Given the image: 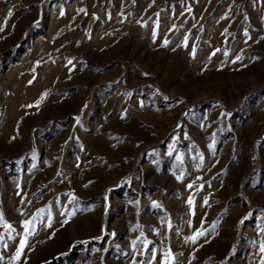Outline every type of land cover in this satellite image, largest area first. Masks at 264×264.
Returning <instances> with one entry per match:
<instances>
[{"label":"rangeland","instance_id":"374dc122","mask_svg":"<svg viewBox=\"0 0 264 264\" xmlns=\"http://www.w3.org/2000/svg\"><path fill=\"white\" fill-rule=\"evenodd\" d=\"M0 29V264L33 216L20 264H260L264 0H0Z\"/></svg>","mask_w":264,"mask_h":264},{"label":"snow or ice","instance_id":"6c2138e0","mask_svg":"<svg viewBox=\"0 0 264 264\" xmlns=\"http://www.w3.org/2000/svg\"><path fill=\"white\" fill-rule=\"evenodd\" d=\"M9 15H11V13H9ZM2 30V29H0ZM156 33H153V36L155 37ZM169 43V41L165 40L164 41V45L166 46ZM187 46V37H185V47ZM216 51H219V49H217ZM227 54V53H226ZM192 55H195V49H193ZM213 55H215V52L213 53ZM237 60H240L241 57H237ZM236 61H233V63H235ZM47 96V93H44L41 97V100H43L45 97ZM37 107L39 106V102L36 105ZM79 166V165H78ZM178 180H181L182 177L177 176ZM189 188H192L193 185H188ZM201 188L203 187V185L200 186ZM73 199H76L75 197H73ZM189 205H193V201L191 199H189L188 201ZM205 204H207V201L205 200ZM155 207H160L159 204H156ZM44 211V209H41L40 212L42 213ZM21 215H23V213H21ZM75 215V210L73 209L70 213H68V218L65 219V221H63L64 224L68 223L69 220L71 219V216ZM194 215V212H193ZM245 219H247V217H245ZM38 220L37 216H33L31 219L28 220H24L22 227H23V234L21 239L19 240L18 243V247L16 249L15 255L13 257L10 258V260L8 261V264H20V261L24 255V249L26 247H29V239L31 237H34L36 235V222ZM41 224L44 223V221H39ZM243 221H241L242 223ZM0 226H3L8 232L9 234L13 231H15V229H13V226L4 219L3 216V212H0ZM47 227H51V222H48L46 224ZM169 227H171L169 225ZM262 231H264V229H262ZM208 234L207 230H197L193 233L192 236L190 237H186V241H190L192 244H196L198 242V240L202 237H206ZM19 235V233H18ZM0 243H3L4 247H7V244L4 243V237L2 235H0ZM133 245H135V242H133ZM259 252L261 254V260H260V264H264V243H261L259 246ZM4 259V257L2 255H0V261H2ZM156 259V254L153 253L151 260L155 261ZM133 264H136L135 261H133ZM141 264H143V262H141ZM161 264H176L175 261V254L172 253L171 249H169L167 252H165L163 254V257L161 259Z\"/></svg>","mask_w":264,"mask_h":264}]
</instances>
